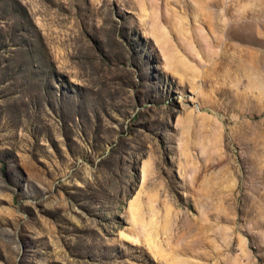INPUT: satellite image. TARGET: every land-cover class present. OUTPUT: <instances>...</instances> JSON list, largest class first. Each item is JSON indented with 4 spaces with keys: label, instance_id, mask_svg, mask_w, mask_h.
Listing matches in <instances>:
<instances>
[{
    "label": "rangeland",
    "instance_id": "obj_1",
    "mask_svg": "<svg viewBox=\"0 0 264 264\" xmlns=\"http://www.w3.org/2000/svg\"><path fill=\"white\" fill-rule=\"evenodd\" d=\"M260 159L264 0H0V264H264Z\"/></svg>",
    "mask_w": 264,
    "mask_h": 264
},
{
    "label": "crops",
    "instance_id": "obj_2",
    "mask_svg": "<svg viewBox=\"0 0 264 264\" xmlns=\"http://www.w3.org/2000/svg\"><path fill=\"white\" fill-rule=\"evenodd\" d=\"M264 163V159H260L259 162H257L256 166L260 165L257 170L260 172V173H263L264 172V168H261V165ZM264 175V174H263ZM264 180V179H262Z\"/></svg>",
    "mask_w": 264,
    "mask_h": 264
}]
</instances>
